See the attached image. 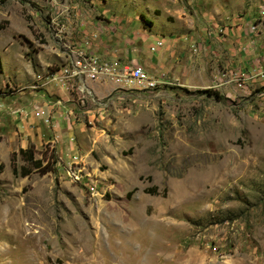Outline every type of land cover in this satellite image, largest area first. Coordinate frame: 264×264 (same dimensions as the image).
Returning <instances> with one entry per match:
<instances>
[{"label":"rangeland","instance_id":"374dc122","mask_svg":"<svg viewBox=\"0 0 264 264\" xmlns=\"http://www.w3.org/2000/svg\"><path fill=\"white\" fill-rule=\"evenodd\" d=\"M74 3L90 21L148 16L178 44L154 88L75 121L77 159L28 143L49 172L14 177L12 153L29 165L7 144L0 264H264V0H0V97L59 67Z\"/></svg>","mask_w":264,"mask_h":264},{"label":"crops","instance_id":"0c3cea01","mask_svg":"<svg viewBox=\"0 0 264 264\" xmlns=\"http://www.w3.org/2000/svg\"><path fill=\"white\" fill-rule=\"evenodd\" d=\"M71 7L72 9L66 13L65 21L62 18V34H55L59 38L57 43L59 50L55 61L59 67L55 68L54 72L70 62V49H78L102 60L118 59L122 64L140 67L148 76L150 74L168 76L170 64L164 60H167L168 51L176 48L178 43L173 38L164 37V39L157 34L159 28L156 27L154 19L144 15L145 20L139 17L132 20L130 16H121V21L117 22V18L107 16L103 21H90L84 18L80 3H74ZM145 22L148 24L146 28H144ZM136 26L137 29L142 26L143 28L138 29L139 33L133 34ZM60 36L63 38L62 41ZM159 38H163L165 46L152 53L149 48ZM183 38L185 42L187 39ZM133 39L140 40L141 46L134 47ZM48 71L53 70L47 68L45 72ZM33 80L34 77L27 86L22 87L20 92L0 97V102L11 108L14 106L24 108L27 112L25 117L12 115L9 111L2 113L0 138L3 139L0 142V156L8 157L10 147L7 144H13L19 150L26 149L28 143L33 145L50 142L62 161L77 159L78 150L74 142V131L81 130L83 125L75 121L85 115L94 117L95 111H100L101 106L98 108L91 101H86V104L81 106L75 96L54 87L33 90L31 88ZM84 85L96 100L122 89L91 81H85ZM103 106H106V103ZM36 111H41L43 114L35 116ZM47 117L50 120L45 123Z\"/></svg>","mask_w":264,"mask_h":264},{"label":"built area","instance_id":"2783aa9c","mask_svg":"<svg viewBox=\"0 0 264 264\" xmlns=\"http://www.w3.org/2000/svg\"><path fill=\"white\" fill-rule=\"evenodd\" d=\"M165 46V43L155 41L149 48L152 53L157 52ZM195 52V47H193ZM71 59L67 66L58 69V76L49 80H38L31 88L43 90L46 88H57L75 96L79 105L84 106L86 101L93 102L98 108L105 104L102 99H94L88 92L85 81L99 84H110L118 88H130L132 84L142 85L143 88H154L156 81L148 76L140 67L122 64L118 59L102 60L98 57L78 49H70ZM9 111L12 115L25 117L27 112L21 107H10L0 102V118L2 113ZM43 112L36 111L35 116ZM49 117L45 123L49 122ZM94 121L87 123L92 125ZM72 139V138H71ZM73 140V139H72ZM66 172H70L67 170ZM85 178V177H81ZM88 183V182H87Z\"/></svg>","mask_w":264,"mask_h":264},{"label":"trees","instance_id":"16d2710c","mask_svg":"<svg viewBox=\"0 0 264 264\" xmlns=\"http://www.w3.org/2000/svg\"><path fill=\"white\" fill-rule=\"evenodd\" d=\"M32 148L33 147L31 145L30 147H28L26 149H20L18 151V154H19L21 160L24 161L25 163H27L29 165V167L21 166L18 169L16 164H15L16 153H12V155L10 156V168H11V172H12L14 177H17V176L26 177L32 172V170L40 171L42 174L49 172V169L46 167V165L43 166L42 159H35L34 158ZM52 158H53L52 159L53 162L57 163V160L55 159V157H52ZM2 168H3V165L0 164V171L2 170ZM153 190H157V189L155 188Z\"/></svg>","mask_w":264,"mask_h":264},{"label":"bare ground","instance_id":"6f19581e","mask_svg":"<svg viewBox=\"0 0 264 264\" xmlns=\"http://www.w3.org/2000/svg\"><path fill=\"white\" fill-rule=\"evenodd\" d=\"M157 41H160V42H162V43H164V41L162 40V39H160V40H157ZM57 71V70H56ZM58 76V71L57 72H54L53 74H48V75H41V74H38V75H36L35 77H34V80H33V84H35V83H37V81L38 80H49V79H51V78H53V77H57ZM33 84H32V86H33ZM21 89H14L13 90V92L12 93H16V92H19Z\"/></svg>","mask_w":264,"mask_h":264}]
</instances>
